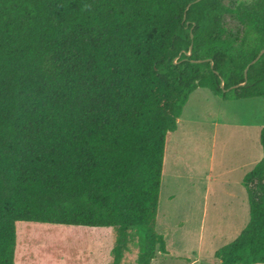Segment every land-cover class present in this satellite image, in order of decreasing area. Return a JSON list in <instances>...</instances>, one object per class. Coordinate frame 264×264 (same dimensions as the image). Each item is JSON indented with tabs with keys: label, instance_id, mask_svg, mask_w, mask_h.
<instances>
[{
	"label": "trees",
	"instance_id": "16d2710c",
	"mask_svg": "<svg viewBox=\"0 0 264 264\" xmlns=\"http://www.w3.org/2000/svg\"><path fill=\"white\" fill-rule=\"evenodd\" d=\"M262 50L264 0H0V264L21 221L114 227L110 264L167 254V136L198 88L264 99ZM242 184L250 218L218 264H264V156Z\"/></svg>",
	"mask_w": 264,
	"mask_h": 264
},
{
	"label": "rangeland",
	"instance_id": "374dc122",
	"mask_svg": "<svg viewBox=\"0 0 264 264\" xmlns=\"http://www.w3.org/2000/svg\"><path fill=\"white\" fill-rule=\"evenodd\" d=\"M264 99L224 100L207 88L189 97L178 129L167 136L156 230L167 254L152 264H218L215 252L247 225L242 180L263 158ZM15 264H110L114 227L21 221ZM214 233H217L214 235ZM130 245L122 264H135Z\"/></svg>",
	"mask_w": 264,
	"mask_h": 264
},
{
	"label": "water",
	"instance_id": "95a60500",
	"mask_svg": "<svg viewBox=\"0 0 264 264\" xmlns=\"http://www.w3.org/2000/svg\"><path fill=\"white\" fill-rule=\"evenodd\" d=\"M188 54L190 55V53H188ZM263 54H264V50H262V51L259 53V55L256 57V59L253 60V61L251 62L250 65L256 63V62L260 59V57H261Z\"/></svg>",
	"mask_w": 264,
	"mask_h": 264
},
{
	"label": "crops",
	"instance_id": "0c3cea01",
	"mask_svg": "<svg viewBox=\"0 0 264 264\" xmlns=\"http://www.w3.org/2000/svg\"><path fill=\"white\" fill-rule=\"evenodd\" d=\"M264 127V125H261V127H260V130L262 129ZM261 132V131H260ZM260 161V160H259ZM258 161V162H259ZM246 175V174H245ZM217 233H214V235H216ZM240 234V233H239Z\"/></svg>",
	"mask_w": 264,
	"mask_h": 264
}]
</instances>
